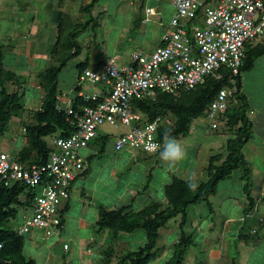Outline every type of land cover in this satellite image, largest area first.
Listing matches in <instances>:
<instances>
[{
  "label": "trees",
  "instance_id": "obj_1",
  "mask_svg": "<svg viewBox=\"0 0 264 264\" xmlns=\"http://www.w3.org/2000/svg\"><path fill=\"white\" fill-rule=\"evenodd\" d=\"M93 3L84 5L83 10L90 13ZM56 19V31L50 52L52 63L36 75L37 87L41 93L37 108L27 109L24 97L28 89L23 88L28 85L27 76L18 74L5 64L6 45L0 44V135L11 129L12 122L16 124L14 127L18 129L17 136L21 146L13 154L17 160L26 164L45 162L54 150L52 139L67 137L76 127L75 118L66 112V105L58 99L61 95L58 89V76L62 68L79 54L81 45L76 38L87 25L73 21L69 13L61 11L58 12ZM92 20L91 17L89 22ZM260 39L261 41L256 42L259 40L257 38L245 45L243 64L239 74L233 77L238 92L229 97L227 109L220 117L229 133L222 150L213 152L208 157L204 167L205 179L196 181L190 177L197 184L195 190H190L188 187L190 178L174 174L163 187V200L153 201L139 209L131 207V204L116 208L100 206L96 231L98 233L107 231L109 236L102 250L101 260L90 264H149L159 253L157 240L160 229L171 219L176 218L180 219L179 235L173 243L171 253L162 264H184L187 250L194 244V234L185 229L190 207L204 203L211 209L209 199L217 193L219 182L235 171L240 173L239 177L243 181V190L248 200L245 212L251 211L253 199L249 191L252 182L243 148L252 137L253 124L247 115L248 101L241 93V74L253 66L257 57L264 55V38ZM91 66H86L84 62H79L76 66L78 76L73 84L72 95L68 99L70 106L75 110L86 104L78 95L83 88V83L79 82V75ZM220 72L222 74L220 78L208 75L202 83L190 90L181 91L178 96L158 91L154 98L132 99L131 106L139 112L144 122L160 118L156 135L161 144L167 130H170L171 135L176 139L185 137L190 132L193 120L206 115L216 94L232 85L229 71L220 70ZM8 84L13 85V90L8 89ZM58 104L61 109L56 108ZM47 138H50V141ZM94 139L97 140V150L101 151L109 142V135L97 136ZM84 171L85 169L82 172ZM39 192V188H32L20 182L8 187L0 186V241L2 242L0 264H37L36 260L26 255L24 251L26 233L19 234L20 225L14 226L10 221L16 217L17 209L20 207H31L33 210L35 197ZM65 210L66 206L59 210L61 224L62 213ZM138 229L143 231V243L136 248L118 250L117 244L121 234L132 233ZM240 237L245 238L247 235L241 231Z\"/></svg>",
  "mask_w": 264,
  "mask_h": 264
},
{
  "label": "crops",
  "instance_id": "obj_2",
  "mask_svg": "<svg viewBox=\"0 0 264 264\" xmlns=\"http://www.w3.org/2000/svg\"><path fill=\"white\" fill-rule=\"evenodd\" d=\"M143 1L145 0H142L141 4L135 7L130 5L129 9L123 7L120 0H108L102 4L99 0H0V6L7 8V10L16 9L17 11L32 12L25 17L21 16V19H26L21 27L30 28L29 37H21L18 43L12 44L9 39L12 37L7 35L6 42L0 44L6 45L5 58L11 54L14 56L20 54L28 59L29 62L27 63L31 64L30 67H35V64H38L36 61H41L40 63L43 64V54L50 53L47 45H53L58 12L71 15V12L77 11L78 22L87 25V27L82 28L76 38L81 45V50L71 60L75 62V69L77 70L76 66L79 62L86 63V66L98 65L110 57H114L119 63H126L130 54L135 51H141L144 54L152 52L160 44L161 36L174 15V8L168 0L158 2L146 0L145 4ZM91 2L94 3L90 13L83 10V6ZM111 2H113V6L110 13L108 5ZM130 4L134 5L131 2ZM15 5L21 7L14 8ZM47 6L50 8L49 24L47 25H49L51 33L45 41L47 42L46 45L37 35L39 28L43 26V23L38 21L39 14ZM146 7H153L155 14L146 15L144 11ZM71 17L73 16L71 15ZM91 17L93 20L89 22ZM4 26L6 27V25ZM9 26L13 27L14 25L10 24ZM89 27L92 30L93 27H96L101 30V33L86 34L85 30H89ZM254 63L251 68L254 67ZM9 68H13V66L11 65ZM29 71V74L33 73L31 69ZM16 72L21 75L27 74L25 71H23L24 73L22 71ZM252 74L246 76L251 84L250 87L243 84L244 76H242L243 73L241 74V93L246 96L249 103L251 102L250 97L258 95L261 85H264V71L260 72L257 77ZM36 88L38 89L37 86ZM92 88L93 86L86 85L82 90ZM72 89L73 85L68 91L69 97L67 94H61L63 100L70 98ZM263 104H258L257 110H252V116L249 118L252 124L254 123L253 117L257 112L258 114L263 112L264 115ZM260 122L263 124L264 116L263 120L260 118ZM124 131L125 127L123 126L104 124L98 128V136L109 135L110 142L101 151H98L96 148L97 140L94 139L80 151L84 159L85 171L79 173L73 180L70 186L69 199L60 204L59 210L65 206L66 210L62 213L61 237L59 239L54 237L57 242L68 245V248L66 250L63 248V250L69 254L67 261L69 260L71 264H90L101 260L102 250L107 243L109 233L96 231L97 213L100 206L116 208L131 204V207L139 209L153 201H160L158 199L161 195L163 196L164 185L169 182L168 179L172 178L174 174H182L187 178H194L195 176L188 169L189 166L181 167L180 163L172 167L168 166L167 171L164 170L159 165L163 162L159 152L151 154L133 149L116 150L113 145L114 139ZM14 140L18 141V136ZM260 141H264V132L260 133ZM221 146L223 145L218 144L217 149L211 150V154L221 151ZM259 153L255 159L250 162L247 161L252 182L249 191L253 199L251 211L245 212V207L248 204L247 197H245L247 203L240 199L237 200L231 194H226L225 199L216 198L221 190L228 191L236 184L237 191L245 194L243 181L239 177L240 173L235 171L231 175H235L236 184H228L227 187L220 186V183L229 179L230 175L219 182L217 193L209 199L210 212L213 214L215 212L214 216H216L223 211L222 220H219L220 227L215 226L214 222L210 221L213 218L208 220L207 224L197 226L194 234H196L195 240L199 239L196 246L200 248V253L193 255L194 263L190 260L191 264H264V155L259 156ZM203 168L199 167V170ZM161 171L163 176L158 179L157 174L160 176ZM242 223L245 224L244 227L240 226ZM161 229L159 233H161ZM241 231L246 233L247 237H240ZM225 234L233 238L235 256L222 263L223 249L226 244L222 236ZM124 240L120 236V241L117 244L118 250L127 247ZM220 243H222V249L219 248ZM44 247L47 258L51 257L53 253L51 250L54 248H50V250L48 246L44 245Z\"/></svg>",
  "mask_w": 264,
  "mask_h": 264
},
{
  "label": "built area",
  "instance_id": "obj_3",
  "mask_svg": "<svg viewBox=\"0 0 264 264\" xmlns=\"http://www.w3.org/2000/svg\"><path fill=\"white\" fill-rule=\"evenodd\" d=\"M168 1L174 15L152 52L135 51L126 63L110 57L97 67L84 69L79 82L93 88L78 93L86 103L78 110L58 97L75 118L76 127L69 136L52 139L54 150L45 162L26 164L13 152H0V186L20 182L40 189L32 213L18 227L19 234L39 229L44 239L60 238V204L69 199L73 180L85 169L80 151L98 136L100 126L125 127L114 139L116 150L159 151H154L153 145H162L156 135L160 118L142 121L131 106L132 99L154 98L158 91L178 96L202 83L206 76L220 78V70H227L232 85L216 94L204 116L211 129L223 124L220 117L228 99L238 92L233 77L243 64L245 45L264 38V0ZM144 11L155 14L153 7ZM56 108L61 109L60 104ZM63 248L68 245L64 243Z\"/></svg>",
  "mask_w": 264,
  "mask_h": 264
},
{
  "label": "rangeland",
  "instance_id": "obj_4",
  "mask_svg": "<svg viewBox=\"0 0 264 264\" xmlns=\"http://www.w3.org/2000/svg\"><path fill=\"white\" fill-rule=\"evenodd\" d=\"M100 3H104L105 1L108 0H99ZM121 4L125 8H129L131 6L135 7L136 5H140L142 0H120ZM133 3L134 5L130 4ZM146 3V0L143 1V4ZM152 5V3H149ZM131 5V6H130ZM109 10L110 13L112 12V6L113 2H111L109 5ZM21 7L15 5L14 8ZM26 8L28 6H25ZM132 7V8H133ZM130 9V8H129ZM32 12L29 11H17L15 10H7V8H2L0 6V43L6 42L7 35L11 36L12 38H9L11 40L12 44H16L19 42V39L21 37H29L28 31L30 28H25L21 27V25L25 22V20L21 19L22 17H25L27 15H30ZM49 15H50V8L47 6L45 10H42L39 14L38 21L43 23V26L39 28V33L38 37L40 38L41 41L44 42V44L47 45L46 39L50 35V27L48 22H49ZM71 15L73 16V21L78 22V12L73 11L71 12ZM12 19V20H11ZM12 24L14 25L13 27H10L9 25ZM17 24V26H16ZM6 25V27L4 26ZM52 31V30H51ZM86 34L87 33H101V30H99L96 27H93V30L89 27V30H85ZM54 37V34H53ZM261 41L257 40L256 42ZM107 45V44H106ZM49 52H51L52 49V44L47 45ZM50 54H43L44 55V60L43 64L40 63L41 61H36L38 64H35V67H30L31 64L27 63L29 62L28 59H25L23 55L21 56L20 54H11V56H6L5 58V63L9 67L12 65L13 70L15 71H23L27 72L26 78L28 79V85H25L23 87L24 89H28L26 92V95L24 97V102L27 107V109H34L37 108L39 105L40 101V96L41 93L39 92V89L36 88L37 83H38V78L37 74L42 71L45 67H47L50 63H52ZM256 62L254 63V67L246 70L243 73L242 76H244V85H248L249 87L251 84L248 81V77H246L248 74L255 75L256 77L259 76L260 72L264 71V55L259 56L255 60ZM75 62L74 61H69L66 66H64L59 73L58 76V89L61 91V94L69 97V90L71 89V86L75 83L76 81V75H77V70L74 67ZM41 65V66H39ZM33 71L32 74H29V70ZM248 71V72H247ZM84 88L86 87V84L82 85ZM8 89L13 90V85L8 84ZM260 93L256 96H251L250 97V103L248 102V107H247V115L252 116L251 112L252 110H257L258 104L262 105L264 103V85H261L260 88ZM22 92V89L20 90ZM30 96V97H28ZM264 105V104H263ZM254 116V115H253ZM263 112L255 114L254 118V123L252 126V137L250 138L249 142L244 146L243 151L246 157L247 161H252V159H255L259 153L260 155H264V141H260V133L264 132V122L263 124L260 122V118L263 120ZM16 124L14 122L11 123V129L8 130L5 134L0 135V152L1 151H6V152H16L17 149L21 146L20 142L15 141L14 138L15 136L17 137L18 134V129H16L14 126ZM227 133H229L228 128L223 125H219L218 128L211 129L207 123L204 117L197 118L193 120L190 126V132L188 135L185 137H181L177 140L180 141L182 145L185 146L188 156L187 158L180 162L181 167L184 165L186 167L189 166V170L192 171V173H195L194 179L196 181L205 179V172H204V166L207 164L208 156L211 154V150L217 149V145H223L222 143L225 142L226 137L228 136ZM47 140L50 141V138H47ZM14 142H16L14 144ZM110 142V141H109ZM16 145V146H15ZM222 147V146H221ZM219 148V147H218ZM222 149V148H221ZM252 152V153H251ZM249 155V156H248ZM257 161V160H256ZM164 170H168V164L163 161L159 164ZM192 165V166H191ZM203 166V167H202ZM200 168H203L202 170H199ZM192 168V169H191ZM160 176L157 174V178L161 179L163 176V172H160ZM237 174V173H234ZM178 176L185 177L182 174H177ZM169 181L171 178L168 179ZM225 182V183H224ZM223 183H220V186L224 187L228 184L235 185V175H231L229 179H226ZM225 184V185H224ZM252 186V184H251ZM163 192V189H162ZM226 194H231L233 195L237 200H243L245 203H247L246 196L243 194V192H238L237 191V184L232 187V189L225 191L221 190L219 195H217V199H225ZM241 196H243L241 198ZM163 196L159 197L158 200H161ZM32 208H24L20 207L17 209L16 217L12 219L10 222L14 226H19L23 223V219L31 214ZM29 213V214H28ZM212 212H210L209 208L207 205L204 203H200L198 205H194L190 207L188 211V223L185 226L186 231H190L191 233H196L195 230L197 226L199 225H205L207 224V221L213 218L210 221H213L215 226L220 227L219 220H222V215L223 211L221 213L217 214L214 216ZM25 216V217H24ZM219 216V217H217ZM180 219H171L167 225L162 228L161 233H160V239L157 240V246L160 248L158 257H156L154 260H152L149 264H162V261L169 256L171 253L173 243L175 242L176 238L179 235V228H178V223ZM245 225L242 223L240 226ZM239 226V227H240ZM203 227V226H202ZM168 229V230H166ZM169 231V233H167ZM195 235L194 234V244L190 246L187 250L186 256H185V264H191L192 257L194 254H199L200 248H198L196 245L199 242V239L195 240ZM121 236L125 239L124 242L127 244L126 248L132 249L136 248L138 245L143 243V231L141 229H138L137 231H134L132 233H124L121 234ZM26 245L24 248V251L26 255L33 257L36 260L37 264H71V262L68 259V253L64 252L63 250V243L62 242H57L54 237H51L47 239L46 241L44 240L42 236V231L39 229H33L30 232L26 233L24 235ZM225 241V247H224V256L221 259L222 263H225L227 259L232 258L235 256V247L233 245V238L230 237L229 235H224L222 236ZM32 241V242H31ZM198 241V242H197ZM44 245L48 246V248H54L50 249L53 253L52 256L47 258L46 249ZM50 245V246H49ZM219 248L222 249V243H220ZM193 262V260H192ZM194 263V262H193ZM73 264V263H72Z\"/></svg>",
  "mask_w": 264,
  "mask_h": 264
},
{
  "label": "clouds",
  "instance_id": "obj_5",
  "mask_svg": "<svg viewBox=\"0 0 264 264\" xmlns=\"http://www.w3.org/2000/svg\"><path fill=\"white\" fill-rule=\"evenodd\" d=\"M153 150H159L160 158L165 161L169 165V167L179 164L188 156L185 146L171 135L170 130H167L165 132L162 145H153ZM192 175L194 176L195 173H193ZM188 187L190 190H195L197 184L190 178L188 180Z\"/></svg>",
  "mask_w": 264,
  "mask_h": 264
}]
</instances>
